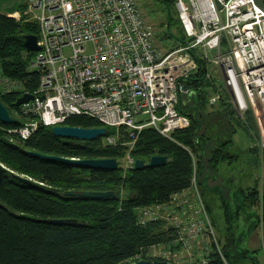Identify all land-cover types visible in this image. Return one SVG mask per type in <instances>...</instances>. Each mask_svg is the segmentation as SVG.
Segmentation results:
<instances>
[{"label":"built area","instance_id":"2783aa9c","mask_svg":"<svg viewBox=\"0 0 264 264\" xmlns=\"http://www.w3.org/2000/svg\"><path fill=\"white\" fill-rule=\"evenodd\" d=\"M174 3L185 41L162 52L137 0H28L24 13L37 26L39 46L29 70L37 72L39 83L33 92L24 91L19 81L2 74L0 64V95L12 90L33 95L10 113L21 124L9 132L26 139L39 124L62 125L69 116L84 114L104 126L125 127L131 145L145 127L172 139L174 131L190 125L189 116L177 106L180 95L190 92L182 81L198 69L191 53L195 49L221 71V87L209 96V104L223 97L241 120L251 110L256 145L264 149V9L256 0ZM212 50L216 55L210 56ZM116 141L115 135L104 137L105 143ZM124 160V168L134 166L129 152ZM158 219L175 229V240L141 248L127 263L157 259L208 264L213 247L223 259L197 184L194 158L188 188L172 193L164 204L137 209L138 224ZM205 236L210 237V249L197 252Z\"/></svg>","mask_w":264,"mask_h":264},{"label":"trees","instance_id":"16d2710c","mask_svg":"<svg viewBox=\"0 0 264 264\" xmlns=\"http://www.w3.org/2000/svg\"><path fill=\"white\" fill-rule=\"evenodd\" d=\"M157 1L169 11L175 2ZM25 7H19L18 18L0 11V64L4 76L19 81L24 91L33 92L38 87L39 78L36 71L29 70L34 51L25 49L24 35H36L37 26L26 20ZM177 27L180 34L177 45H180L185 41V34L179 18ZM191 53L198 69L182 81L190 92L180 95L177 106L181 113L189 116L190 125L174 131L172 139L153 127H145L131 145L125 127L104 126L95 117L84 114L71 115L64 124L85 128L104 126L105 135L92 141L61 138L52 133L51 127L39 124L28 138L22 139L9 132L21 124L19 119L13 124L0 123V264H127L141 248L175 240V229L163 219L138 224L137 209L164 204L172 193L188 188L192 180L193 158L200 188L206 185L209 176L206 168H214L219 162L228 160L230 155L223 147L210 145L213 139L204 135L199 117L209 106L218 105L227 119L235 120L241 126L253 122L255 127L251 110L246 112L242 121L229 111L225 98L215 105L209 104V96L219 91L221 81L212 75L211 65L201 52L192 49ZM208 73L211 74L209 78L206 77ZM18 97L20 91L15 90L0 95L1 102L11 114L17 108L15 101ZM108 135L116 136L115 144L104 142ZM30 152L74 159L115 158L118 166L115 169L88 168L37 157ZM127 152L134 159L145 162L152 155H162L166 162L126 169L121 161ZM17 175L30 180L29 183L21 181ZM66 190L113 191L117 197L71 196L64 194ZM245 196L250 206L260 207L264 224V187L261 192L251 188ZM205 205L210 211L207 202ZM69 218L81 225L45 222ZM235 253L241 258L231 255L222 246V259L213 247L208 264H237L242 258L257 264L252 255L256 250L236 245Z\"/></svg>","mask_w":264,"mask_h":264},{"label":"rangeland","instance_id":"374dc122","mask_svg":"<svg viewBox=\"0 0 264 264\" xmlns=\"http://www.w3.org/2000/svg\"><path fill=\"white\" fill-rule=\"evenodd\" d=\"M137 2L145 18L154 27L155 40L158 49L162 52H167L177 46L179 41L178 37H180V34L177 27L178 12L175 8V3L172 6L171 11H169L167 7H165L161 2L157 0H137ZM169 33H172V35H170ZM65 52L68 53V50H65ZM209 54L210 56H214L216 55V51H209ZM210 72L213 76L220 79L221 71L218 66H210ZM206 109L210 111L209 107ZM211 113L212 112L206 114L205 110L203 112L204 117H199V123L201 122V126L203 128L201 129L204 130V135L206 137H209L208 139H213L210 145L213 148L220 146L222 147V143L218 142V139L221 138L219 136L224 135L225 131H222L223 128H229L232 127V125H234L235 127L237 126L233 137V146H227V148L223 150L226 153L235 150L238 155L237 159L233 160L230 164L219 166V170L227 174L225 176L231 174L235 175L237 178L236 180H224V177L222 181L220 179H217L216 181L210 179L208 181L206 180V185L204 187L202 185V187L200 188V193L203 200L207 202L210 207V211H208V213L213 227L212 230L214 236L221 247V252L222 246H225L227 251L230 252L231 255L235 254L236 257L241 258L240 255H236L235 253L236 245L242 248L254 247L257 252V257H262L264 259V243L262 242L263 240L261 238V226L259 227L258 225H255L256 217L249 214H254V208L250 206L245 196V193L247 191L245 189V186L247 184H254L253 180L257 179L259 181V185L262 180L260 173L263 172L262 169L264 165V149L256 145L258 130L257 125L255 123L254 127L253 122L252 125L245 122L241 126L238 125L239 123H237L235 120L233 121V124L232 121H230L231 123L228 124L227 120L229 119H227L225 115L220 116V114L217 112L213 114ZM245 118L246 116L244 115V120ZM252 119L254 120V117L252 118L251 116V120ZM224 130L227 129L225 128ZM222 138L220 141L224 142L225 139ZM247 141H250L251 144L250 156L247 155L244 149L245 143ZM210 156L211 155H209L208 153L207 157L209 158ZM123 161L125 162V160L121 161L122 165H124ZM220 171L218 173L219 176L223 175L220 173ZM206 172H208L207 168ZM250 174H252V176ZM210 177L211 176L209 174V178ZM201 180H203V177H201ZM217 188H219V191ZM241 188H243V191L240 193L239 189ZM233 194H236L237 197L233 196ZM224 201H227L226 203H228L229 206L224 203ZM223 214L226 218L225 221H222V219L224 218ZM255 229L256 231L252 234V236H250L246 242H242L244 236L249 235L251 231ZM209 242L210 237L208 238L207 236H205L203 241L200 243L197 252L201 247H208L207 249H210ZM240 251L242 252V250ZM193 253L196 254V252L194 251ZM181 260L184 262L185 257H181ZM250 263L252 264L251 260L248 259V261H246L245 258H242L241 263L237 264Z\"/></svg>","mask_w":264,"mask_h":264},{"label":"water","instance_id":"95a60500","mask_svg":"<svg viewBox=\"0 0 264 264\" xmlns=\"http://www.w3.org/2000/svg\"><path fill=\"white\" fill-rule=\"evenodd\" d=\"M24 47L28 51H37L39 50V46L37 45V36L34 34H26L24 35ZM33 98V95L30 93H24L15 101V106H19L21 103L27 102ZM17 119L12 117L8 111V109L3 105L0 100V123L3 124H13L16 123ZM51 131L54 135L61 138H70L81 141H92L97 139L100 136L105 135L106 128L104 126L101 127H92L85 128L80 126H72L67 124L55 125L51 127ZM30 154L52 160H59L66 163H72L79 166H84L88 168H103V169H115L118 164L115 158H92V159H74L68 157H60L54 155H46L39 152H30ZM166 162V157L162 155H152L149 157L148 162H145L142 159H135L134 168H143L144 166H156L162 165ZM0 166L2 164L0 163ZM23 182L29 183L30 180L25 177L18 176ZM65 195L71 196H79L86 198H94V199H105L111 198L115 199L117 196L113 191H91V190H82V191H74V190H66L64 191ZM45 222L58 224V225H81V223L77 222L75 219H48ZM127 264H172L169 261L163 260H147L140 259Z\"/></svg>","mask_w":264,"mask_h":264},{"label":"crops","instance_id":"0c3cea01","mask_svg":"<svg viewBox=\"0 0 264 264\" xmlns=\"http://www.w3.org/2000/svg\"><path fill=\"white\" fill-rule=\"evenodd\" d=\"M258 1H257V3L264 9V0H258ZM7 2H9V3H7ZM26 3H27L26 0H0V11L3 12V13H5V14H7V15H14V14H16V13L19 12V10H18L19 7L22 6V5H25ZM217 79H219V78H217ZM228 107H230L229 104H228ZM209 109H210V111L209 110H206V114H209L210 112H212L211 114L217 112V113L220 114V116L221 115H225L224 113L221 112V110H219L220 108H219L218 105L217 106H209ZM228 109H229V111H231L230 108H228ZM230 121L231 120H227L228 124L231 123ZM232 124H233V121H232ZM236 127L234 125H232V127H229V128L225 127L227 130H224L225 128H223L222 131H225L224 132V135H221L219 137H221V138L223 137L225 140L223 142V141H220L221 138L218 139V142L224 143V145H222L223 149H226L227 146H233V144H234L233 137H234V133H235ZM247 142L245 143V148L244 149H245V152L247 153V155L250 156L251 144H250V141H247ZM227 153H228V155H230V157L228 158V160L219 162L214 168H209L208 169V173L210 174L211 177L209 178V176H208L207 177V181L210 180V179L213 180V181H216L217 179H220L222 181L223 180V177H224V180L226 179V180H229V181H234V180L237 179L235 175H232L231 174V175L225 176L227 174L224 173V172H221L219 170V166L220 165L230 164L233 160H236L237 157H238V155L235 152V150L232 151V152L229 151ZM123 163H124V161H123ZM219 171L223 175H220L219 176L218 175ZM262 171L263 172L260 173V176L262 178L260 184L258 185V182L259 181L257 179H255V180H253L254 184L253 183H251V184L249 183V184H247L245 186V189L246 190H249L251 188H256L258 191L261 192V190L264 187V165H263ZM250 175L252 176V174H250ZM217 189L219 191V188H217ZM239 191L241 193L243 191V188L239 189ZM233 196L237 197L236 194H233ZM252 207L254 208V214H252V213H249V214L251 216L254 215L256 217V220H255L256 223H255V225H258L259 227L261 226V229H260V231H261V238L263 240L262 242L264 243V224H263L262 219H261V216H260L261 215L260 214L261 213V210H260V207L259 206H252ZM223 216H224V218L222 219V221H225L226 220L225 215L223 214ZM235 217H237V216H235ZM230 220H231V218H230ZM233 220H234V218H233ZM255 231H256V229L255 230H252L249 235H245L242 242H244V241L246 242L249 239V237L252 236V234ZM263 247H264V244H263ZM245 248H248V247H245ZM248 249L250 251L256 250L254 247L253 248H248ZM252 255H254V258H255L257 264H264V259L262 257H259L258 258L257 257V252L255 254H252ZM245 260L248 261V259H245Z\"/></svg>","mask_w":264,"mask_h":264}]
</instances>
